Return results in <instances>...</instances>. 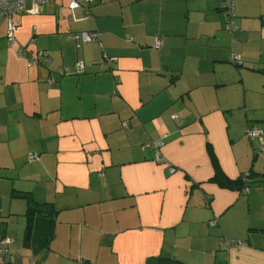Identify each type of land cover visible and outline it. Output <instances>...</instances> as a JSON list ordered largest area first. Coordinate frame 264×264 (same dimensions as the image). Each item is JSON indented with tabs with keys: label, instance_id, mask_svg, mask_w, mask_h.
Returning a JSON list of instances; mask_svg holds the SVG:
<instances>
[{
	"label": "crops",
	"instance_id": "0c3cea01",
	"mask_svg": "<svg viewBox=\"0 0 264 264\" xmlns=\"http://www.w3.org/2000/svg\"><path fill=\"white\" fill-rule=\"evenodd\" d=\"M70 1L15 15L12 46L0 25V248L14 264H264V152L247 136L264 130V0H233V33L220 0ZM215 159L253 172L246 197L212 182ZM25 195L55 208L36 254Z\"/></svg>",
	"mask_w": 264,
	"mask_h": 264
},
{
	"label": "trees",
	"instance_id": "16d2710c",
	"mask_svg": "<svg viewBox=\"0 0 264 264\" xmlns=\"http://www.w3.org/2000/svg\"><path fill=\"white\" fill-rule=\"evenodd\" d=\"M52 1H54V0L48 1L45 5L51 3ZM77 1L80 2L79 7H85L86 5L88 6V5H91L95 2V0H93L91 2H84L83 0H77ZM71 2H72V0L70 1V4H71ZM232 2H233V0H220V4L218 6V9L220 11H222L223 14H225V17L227 19V29H228L229 25H233L235 27H238L237 25L232 24L233 20L236 18L235 9H233V12H231ZM70 4L68 7H69L70 11L73 12L76 8L71 9ZM233 6H234V4H233ZM238 30H239V27L237 30H233V31L229 30V31H231L233 33V32H236ZM82 32L94 33V31H80V32L74 33L72 38L75 39V36L77 34L82 33ZM99 40H100V37H99ZM76 41H79L82 44V42L80 40H76ZM97 41H95V42H97ZM95 42H93V43H95ZM93 43H91V44H93ZM82 45H84V44H82ZM40 51H42V50H40ZM37 52H39V51H37ZM30 53H32V52H30ZM36 53H33V54L36 56ZM45 58L48 59V57L46 56V53H45ZM49 61H50L49 59H48V61H45L43 59H38V62H34L33 65H35V64L42 65L43 63L46 64ZM231 62L234 64H237V65L243 66L242 63L241 64L237 63L233 59H231ZM28 63H29V60H28ZM84 64H85V62H84ZM115 80L117 81L118 79H115ZM119 81L121 82L120 78H119ZM256 127L263 132L261 138L256 137V139L260 141L259 148H257L255 150V155H258L260 153V151L264 152V142H263L264 130L258 126H256ZM248 137H250V136H248ZM158 143H162V142H158ZM158 143L152 142L151 144H153V146H154L155 144H158ZM161 146H160V150H161ZM143 147H142V149H143ZM148 149H150V148H148ZM143 150H146V149H143ZM257 151H258V153H257ZM165 161H166V159H165ZM214 167H215L216 172H215V177L212 179V182L217 183L222 188H226L229 190H236L241 194V196L246 197V195H247V193L251 187V182H252L251 179L254 177V174L252 171L245 173L241 177L233 180V179L227 178L222 173V171L219 169V167L217 165L216 159L214 160ZM263 176H264V174H263ZM261 182H263V181H261ZM25 197L29 202H32V203H29L28 212H27L28 220L30 222V225L28 227L29 228L28 233H27V242H28L29 246H30V244L32 245V248H34V253L36 254V253H38V251L43 250V248H48V247H44V245L48 246L52 240L53 232H54V228H55V214H54L55 208H54L53 203L38 204V203H35L32 201L31 196L25 195ZM211 224L213 226H215L216 221L211 222ZM8 240L9 239H4L2 241L3 247L0 248V259L3 261V263L14 264L18 254L17 255L12 254L5 247V243L9 244L11 242V241L9 242ZM241 243L242 242L238 241V240H228V241H225V246H226V248H228V247H232V246H238ZM155 263L156 264H184L180 260H177V259H174L171 257H167V256L158 257L155 260Z\"/></svg>",
	"mask_w": 264,
	"mask_h": 264
},
{
	"label": "built area",
	"instance_id": "2783aa9c",
	"mask_svg": "<svg viewBox=\"0 0 264 264\" xmlns=\"http://www.w3.org/2000/svg\"><path fill=\"white\" fill-rule=\"evenodd\" d=\"M50 0H0V25L4 20L8 21V30H7V39L9 40L10 45L12 46V44L14 43L15 39H16V32H17V26L14 24L13 22V17L17 14H23V13H29L31 15H37L41 13V9L43 8V6ZM84 2H91L93 0H83ZM80 6V2L77 0H72L71 4H70V8L71 9H75L78 8ZM234 6H233V2H232V6H231V12H233ZM228 29L233 31V30H237L238 27H235L233 25H229ZM99 34L98 33H89V32H82L80 34H77L75 36L76 40H80L82 42V44H91L97 40H99ZM33 39L30 41L31 43H33ZM155 48H162L163 47V39L158 37L155 41L154 44ZM17 55L20 58L23 59H28L29 63L28 65L31 67L34 62H38V59H43L45 61H48L47 58H45V53L43 51H39L36 53V56L33 53H29V51H27V49L25 50H20ZM234 61H236L237 63H241L240 59H238L236 56H234L232 58ZM106 62H108L109 64L113 63V62H117L118 58L113 57V58H109L106 57L105 59ZM78 69L79 70H83L85 67V64L83 61H79L78 62ZM116 83H120L119 79L116 81ZM128 124L125 123L124 127H127ZM263 132L258 129L256 126L252 127L251 129H249L247 131V135L250 136L251 138H256L262 137ZM162 145V143H158L155 144L153 146V144L151 143H146L143 147V149H148V148H154L156 151V161L163 164L165 163V158L162 156L161 154V150H160V146ZM31 158H36L34 155L31 156Z\"/></svg>",
	"mask_w": 264,
	"mask_h": 264
},
{
	"label": "rangeland",
	"instance_id": "374dc122",
	"mask_svg": "<svg viewBox=\"0 0 264 264\" xmlns=\"http://www.w3.org/2000/svg\"><path fill=\"white\" fill-rule=\"evenodd\" d=\"M246 137V136H245ZM257 153H258V151H257Z\"/></svg>",
	"mask_w": 264,
	"mask_h": 264
}]
</instances>
